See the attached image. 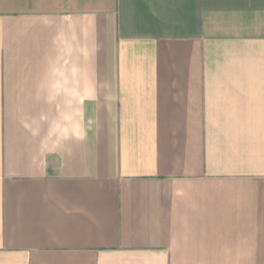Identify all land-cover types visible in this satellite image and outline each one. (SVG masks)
<instances>
[{"label": "crops", "instance_id": "0c3cea01", "mask_svg": "<svg viewBox=\"0 0 264 264\" xmlns=\"http://www.w3.org/2000/svg\"><path fill=\"white\" fill-rule=\"evenodd\" d=\"M0 264H264V0H0Z\"/></svg>", "mask_w": 264, "mask_h": 264}]
</instances>
